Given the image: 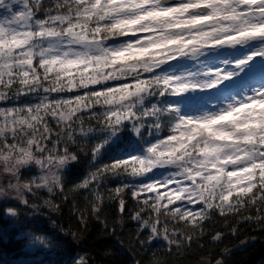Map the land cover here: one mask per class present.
<instances>
[{"label":"snow or ice","instance_id":"snow-or-ice-1","mask_svg":"<svg viewBox=\"0 0 264 264\" xmlns=\"http://www.w3.org/2000/svg\"><path fill=\"white\" fill-rule=\"evenodd\" d=\"M41 9V0H0V86L18 84L16 99L39 96L34 105L0 108V127L29 116L42 125L51 115L67 124L71 139L68 122L86 111L100 128H85L81 120L79 132L104 133L92 149L93 160L134 134L119 150L120 157L130 158L102 165L82 186L106 175L143 177L148 182L123 183L115 192L131 189L142 203L132 219L150 227V240L162 236L169 245L190 247L205 234L203 222L213 211L235 217L223 222L234 236L242 223L264 228V207H257L264 205V0H62L39 18ZM74 88L83 95L50 98ZM11 98L0 91V101ZM165 128L168 135L162 136ZM38 129L34 147L48 151L51 130L46 124ZM56 135L57 151L62 133ZM64 153L70 162L77 160L67 148ZM153 169L170 171L154 179L155 173L147 175ZM157 185L174 187L165 195L156 192ZM141 193L152 195L141 199ZM164 199L202 207L169 209ZM21 202L29 203L25 197ZM118 204L123 212L125 200ZM145 209L156 219L143 218ZM7 212L17 214L13 208ZM161 215L191 224L198 235L170 231L167 223L161 229ZM28 235L34 244L54 246L46 236ZM224 235L218 230L211 239ZM75 264L87 261L80 257Z\"/></svg>","mask_w":264,"mask_h":264},{"label":"trees","instance_id":"trees-1","mask_svg":"<svg viewBox=\"0 0 264 264\" xmlns=\"http://www.w3.org/2000/svg\"><path fill=\"white\" fill-rule=\"evenodd\" d=\"M57 2L62 3V0H41L42 9L37 16L43 18V9L54 7ZM73 91L77 95H83L84 90ZM96 111L100 109L97 107ZM81 120L85 128H100V122L89 119L86 111L78 112L74 120L68 122L72 124V137L69 139L67 124H58L46 118L47 125L54 132L62 133L57 151L64 153L67 148L69 153L77 156V160L64 169L58 189L51 192L35 189L33 194L26 197L29 202L27 205H36V213H31L30 208L19 202L8 201L0 204V222L13 220L17 225L0 233V246L5 252L15 256L26 255L24 247L29 238L25 233L20 234L19 231L23 230L26 233L31 231L35 235L46 236L54 244L45 248L44 257L38 264H75L80 257H84L87 264H192L199 260H203L200 264H216L218 259L223 264H264V228L242 223L239 232L234 236L223 227V222L227 219L231 223L235 217L232 214L222 217L218 211H213L212 218L203 222L205 234L199 236L198 240L194 239L190 247L177 248L175 244L169 245L162 239L150 240L151 231L143 227L141 221L132 219L135 212L143 207L142 203L133 198L131 189H124L119 195L115 192L123 183H132L130 177L125 176L122 180L118 176L106 175L99 181H92L87 187L82 186L85 179L102 165L113 163L115 158H130L120 157L119 150L126 148V141L134 139V134L126 135L124 141L118 145L102 150L93 160L92 149L103 138L104 133L96 131L87 136L83 135L79 132ZM146 122L151 123L152 118H148ZM128 131L130 128L126 129V133ZM161 135H168L167 128ZM54 140L56 144L57 136ZM8 142L12 140L8 139ZM22 172L25 178L36 175L34 170ZM140 196L141 199L146 197L144 193ZM120 198L126 202L123 212L119 210ZM9 207L17 213L12 218L4 216ZM94 207L99 209L95 213ZM167 207L172 209L176 206ZM251 213L255 215V208L251 209ZM141 215L145 219H156L155 213H150L148 209ZM164 223L168 224L170 231L178 229L198 235L191 224L183 221L177 223L171 216L161 215L158 227L162 229ZM218 230L224 231L225 235L220 241H213L211 237ZM74 231L84 234L80 246H76L68 237V233ZM242 240L246 243L241 244ZM26 264L34 263L28 261Z\"/></svg>","mask_w":264,"mask_h":264},{"label":"clouds","instance_id":"clouds-1","mask_svg":"<svg viewBox=\"0 0 264 264\" xmlns=\"http://www.w3.org/2000/svg\"><path fill=\"white\" fill-rule=\"evenodd\" d=\"M40 135L37 122L30 116L14 125L0 127V199L22 200L24 190L36 183L37 176L48 191L60 184L62 171L70 162L69 155L55 148H50L46 155L37 151L34 145ZM9 137L13 142H8ZM32 166L37 169V176L23 177L22 170Z\"/></svg>","mask_w":264,"mask_h":264},{"label":"rangeland","instance_id":"rangeland-1","mask_svg":"<svg viewBox=\"0 0 264 264\" xmlns=\"http://www.w3.org/2000/svg\"><path fill=\"white\" fill-rule=\"evenodd\" d=\"M35 62V61H34ZM36 63V62H35ZM174 63V62H172ZM193 62L189 61L188 62V65L191 66ZM42 72V70H40ZM147 75V74H146ZM51 74H50V79H51ZM63 79V77H62ZM45 84V86H49V81H44L43 82ZM19 87V85H15L12 89H8V88H3L2 86H0V91H5L8 93V95L10 97H12L11 99H7V100H4V101H0V108H4V109H8V108H19L21 106H24V105H34L36 103L39 102V96L38 95H33V94H28V95H21L19 97V99H16L14 96H13V93L15 92V89ZM90 88H93V89H98V86H89ZM75 89V88H74ZM72 89L71 92H62V93H51V99H58V98H65V99H72L75 95H77ZM75 102L73 101V104ZM42 116H44V113L42 112L41 113ZM46 118H50L51 121L53 122H57L58 120V117L54 118L52 117L51 115H47V116H44V120L42 121V125L43 124H46L47 125V122H46ZM4 121H3V118L0 117V124H3ZM64 123V122H63ZM42 125H37V127H42ZM47 127L51 130V138L47 141H45V143L47 144L48 148H52L53 144H55V136H57V132H54V130H52L49 125H47ZM176 135H179V133H176ZM9 139H11V137H9ZM12 140V139H11ZM13 142V141H12ZM11 143V142H9ZM45 155L48 154L47 151H45L44 153ZM134 155H136L134 153ZM71 163V162H70ZM68 163V165L70 164ZM67 165V166H68ZM66 166V168H67ZM65 168V169H66ZM23 170H34L36 171V175L37 176V169L35 168V166H32V167H29V168H26V169H23ZM64 171V170H63ZM62 171V173H63ZM167 171H170V169H153V172L152 173H148L147 175L148 176H153V173H155V176L153 177L154 179H159L160 178V175L161 173H166ZM62 176V174H61ZM130 180L135 183H146L148 181L144 180L143 177H137L135 178V180H133L132 178H130ZM37 185H41L40 182H39V179H38V176H37V179H36V183L32 184L31 185V191H28V190H24V197L26 198L28 195H31L33 194L34 190L35 189H41V190H45L47 192H49L47 190L46 187H44L43 185L37 187ZM60 185V184H59ZM59 185L58 186H55L53 188L54 189H58L59 188ZM172 187H174V185H169L167 187V189L165 188V186H162V185H157L156 186V192H159L161 194H165L167 195V192L168 190H170ZM146 196L147 195H152V193H144ZM172 195H176L175 193H173ZM19 202L20 204L24 205L25 207L27 208H30L32 210L31 213H36L35 209L32 208L31 206L29 205H25L21 202L20 199H16V198H4V199H0V204L2 202ZM163 204H166V205H175L176 207H187L188 209H190L191 211L195 212V211H198L200 207H202V204H192V205H187V202L186 201H179V200H175L172 204H167V199H164L161 201ZM4 216L7 217V218H12L13 215L9 214L7 211L4 213ZM142 225V223H141ZM17 225H15V223L13 222V220L11 221H8L7 223H2L0 222V233L1 232H5L9 229H11L12 227H15ZM143 226V225H142ZM144 227V226H143ZM147 229L150 230V227H145ZM151 231V230H150ZM20 234H23L25 233L26 236L29 238L28 239V242L27 244L25 245L24 247V250H25V256H15L14 254L12 253H7L5 252L1 246H0V263H3V264H26L28 261L29 262H32L34 264H38L40 261V259H43L44 257V253H45V248L47 247H44L43 245L39 244V243H32L30 241V237L28 235V233H26L25 231L23 230H20L19 231ZM83 236L84 234L81 233V232H70L68 233V237L70 238V240L76 245V246H80L82 244V240H83ZM155 239H162V236L161 237H157V238H154V239H151V240H155ZM203 260H199L198 262H194L192 264H200L202 263Z\"/></svg>","mask_w":264,"mask_h":264}]
</instances>
